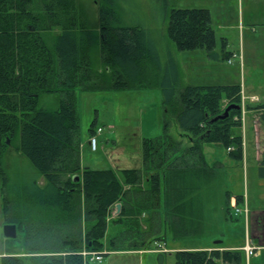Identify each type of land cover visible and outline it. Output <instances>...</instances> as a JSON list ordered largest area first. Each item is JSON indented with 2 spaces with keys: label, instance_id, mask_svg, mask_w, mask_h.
Wrapping results in <instances>:
<instances>
[{
  "label": "trees",
  "instance_id": "trees-1",
  "mask_svg": "<svg viewBox=\"0 0 264 264\" xmlns=\"http://www.w3.org/2000/svg\"><path fill=\"white\" fill-rule=\"evenodd\" d=\"M39 2L41 7L36 8L34 0H0V175L7 190L3 158L8 147L15 145L45 179L43 187L23 198L13 201L9 193L6 196L8 222L17 223L18 233L24 232L25 239L19 243L18 235L5 237V250L14 253L26 248L31 255H7L2 264H28L27 260L29 264H86L89 259L82 251L103 248L117 202L122 209L115 222L125 217L140 226L139 213L151 209L156 213L163 206L176 213L178 230L182 226L177 237L198 234L202 217L196 210L194 192L205 176L203 143L233 147L228 153L237 160L244 158L243 136L236 132L242 126L241 85L180 87V66L166 40L146 27L114 23L120 0H101L98 28L85 23L75 0ZM164 17L169 18L167 35L178 50L202 48L214 60L233 55L225 48L222 53L216 50L209 8L166 6ZM56 27L60 31L49 38ZM155 87L163 92V133L143 139V167H82L77 91ZM44 93H56L58 107H39ZM226 99L229 103L224 107ZM230 104L239 107L215 119ZM171 115L184 131L192 133L193 143L184 150L182 141L170 134ZM95 127L93 122L91 133ZM18 133L20 142L16 144ZM260 169L264 173V157ZM144 172H151L146 188L141 185ZM227 196L229 202L232 195ZM22 202L49 216L40 219L46 230L43 237L38 229L37 233L28 230V214L18 215L17 209L10 213L11 207ZM236 203L244 204V196L237 195ZM123 236L124 232L111 238L113 249L122 247ZM154 239L166 240L158 235L147 245L151 247ZM213 246L175 250V264H244L243 250Z\"/></svg>",
  "mask_w": 264,
  "mask_h": 264
},
{
  "label": "rangeland",
  "instance_id": "rangeland-1",
  "mask_svg": "<svg viewBox=\"0 0 264 264\" xmlns=\"http://www.w3.org/2000/svg\"><path fill=\"white\" fill-rule=\"evenodd\" d=\"M75 2L85 23L98 28L101 0ZM34 4L36 8L41 7L39 0H34ZM166 6L209 8L217 37L216 50L220 53L224 48L233 51L231 59L214 60L208 57L207 51L202 48L178 50L167 35L169 18L164 17ZM116 15L115 24L146 27L166 40L174 50L180 66V87L188 84H240L242 126H238L236 132L242 134L244 141L243 160H237L228 153L233 147L226 148L213 142L203 143V153L206 156V162L203 164V168H206L205 176L202 174L201 177H196L195 181L198 182L204 176L201 188L194 192L196 210L202 217V222L198 225L201 227L198 234L177 237L182 226L178 230L179 220L176 213L161 206L156 213L153 209L139 213L140 226L132 225L126 221L128 218L123 217L122 222L126 221L128 225L123 231V238L127 236L130 239L129 244H138L139 248L148 246L147 248L151 250L155 246L147 245L153 239L149 237L156 236L151 235L144 225L156 222L158 224L156 229H161L162 235H168L167 241L170 246L182 245L185 248L200 249L195 246L213 244L219 240L222 241L213 245H221V242L242 243L247 231L244 226L246 222H250L248 231L254 243L264 246V173L260 169L264 157V154L260 155L264 150V0H120L116 7ZM59 31V28H54L48 37L52 38ZM245 95L248 98L245 99ZM253 95L257 100L249 98ZM57 98L56 93H44L40 97L39 107L56 108L59 104ZM227 103L229 101L226 99L223 106L226 107ZM77 108L80 115L81 159L82 163H91V167L108 168L111 167V163L120 164V167L139 166L142 163L143 139L160 136L163 133V92L159 87L95 92L78 90ZM169 118L170 134L182 141V149L192 145L193 140L190 137L192 133L184 131L174 116L171 115ZM93 122L97 127L103 128L98 135V148L95 151L89 144L83 147ZM256 125L259 127L260 147L256 140ZM19 142L18 133L15 143ZM206 164L208 166H205ZM3 166L9 178V187L7 190L4 189L0 175V252L6 256L14 254L27 258L31 254L26 248L20 250L17 248L18 252L14 253L5 250L3 230L9 221L5 199L8 193L13 201L27 196L34 192L36 187H43L45 179L15 145L8 147L3 158ZM150 175L151 172H144L142 188L149 186ZM228 194L232 195L229 202ZM237 195L244 196V204L237 205L235 200L232 201V197ZM237 207L242 210H237ZM16 209L19 211L18 215L28 214V230L34 233L38 229L39 235L43 237L46 230L41 226L43 223L40 219H47L49 216L38 209L30 210V206L24 202L11 207L10 213ZM116 216L113 208L103 240L104 245L100 250L104 253L103 260L100 263L90 260L86 264H146L148 260L155 259L156 254L153 252L124 253L113 249L111 238L116 233L118 222L114 221ZM246 217H249V221ZM185 225L187 230L188 222H185ZM86 226L88 228L89 223H86ZM52 227L54 228L52 231H56V228ZM173 230H177L176 233ZM22 233L20 235L18 233L19 243L25 239L24 232ZM143 242L145 243L142 246ZM163 253L165 255L167 252ZM26 262L29 264L28 260ZM164 264H175V253H167ZM244 264H264V248L259 249L249 259L244 258Z\"/></svg>",
  "mask_w": 264,
  "mask_h": 264
},
{
  "label": "crops",
  "instance_id": "crops-1",
  "mask_svg": "<svg viewBox=\"0 0 264 264\" xmlns=\"http://www.w3.org/2000/svg\"><path fill=\"white\" fill-rule=\"evenodd\" d=\"M58 96V95H57ZM253 96H255V95H253ZM57 99H59V96H58V98ZM256 127H257V129H256V131H257V135H256V140H257V144H258V146L260 147V145H259V127L256 125ZM90 134H91V131L89 130V134L87 135V141L85 142V145H84V143H83V147H85L86 145H88L89 144V136H90ZM262 154H264V150L263 151H261L260 152V155H262ZM100 163H102V162H100ZM81 164H82V167H89V166H92V164L91 163H82V159H81ZM112 165H111V168H114V169H119V170H121L122 168H131V167H120L121 165L119 164V165H117V163H111ZM137 168H141V167H143V159H142V163H141V165H139V166H136ZM96 168H99L98 166L96 167ZM109 168V167H108ZM233 200H235V202H236V197L235 196H233L232 197V201ZM122 204V203H121ZM118 215V214H117ZM247 218V217H246ZM127 222H129L128 220H126ZM126 221H123V222H117L116 224V233L113 235V236H115V235H118V234H120V233H122L126 228H127V222ZM247 221H249V217L247 218ZM130 223V222H129ZM146 228H148L149 229V233L151 234V235H153V236H158V235H162L161 233H160V231H161V229H156V227L158 226V224L155 222H148L147 224H145L144 225ZM145 228V229H146ZM244 228L246 229L247 228V231H246V235H245V239H244V241L242 242V243H236V244H225V243H223V242H221L222 244H221V246L219 247V249H235V250H237V249H239V250H243L244 251V249H243V246H244V244L246 243V240L249 238V239H251L253 242H255L254 240H253V238L251 237V234H250V231H248V229L250 228V222H246V225L244 226ZM172 231V230H171ZM112 236V237H113ZM167 236L168 235H165V238H166V240H160V241H164V242H166V245H167V247L170 249V251L169 252H167V253H172V252H174L175 250H177V249H182V248H185L184 246H182V245H180V246H178V247H175L174 245L173 246H170L169 244H168V241H167ZM148 237H149V234H148ZM150 239L151 238H154V237H149ZM128 241H130V239L129 238H127V236H126V239H124V242L122 243V247L121 248H119V249H114V250H120V251H124V253H133V252H140V253H142V252H153V253H155L156 254V258L155 259H153V260H148L147 262H146V264H159L158 263V261H157V255H158V252H156V251H153V250H149V248H147L148 246H146V247H144V248H139V246H134V245H129V242ZM151 241V240H150ZM156 241H159L158 239H154L153 240V243H152V246H153V244L156 242ZM214 243H219V242H216V241H214ZM213 243V244H214ZM213 244H211V243H206V244H200V245H197V246H195V247H197V248H205V249H211V248H213V246H211V245H213ZM111 245H112V243H111ZM193 246V245H192ZM113 247V246H112ZM187 247V246H186ZM114 248V247H113ZM193 248V247H192ZM262 248H264V246H262ZM262 248H260V249H262ZM259 250V249H258ZM257 250V251H258ZM4 252V251H3ZM1 253V252H0ZM166 253V254H167ZM244 253H245V251H244ZM166 254L164 255V262H165V260H166ZM246 256V255H245ZM103 260V259H102ZM92 261V260H91ZM92 262H96V261H92ZM96 263H98V262H96ZM100 263V262H99Z\"/></svg>",
  "mask_w": 264,
  "mask_h": 264
},
{
  "label": "built area",
  "instance_id": "built-area-1",
  "mask_svg": "<svg viewBox=\"0 0 264 264\" xmlns=\"http://www.w3.org/2000/svg\"><path fill=\"white\" fill-rule=\"evenodd\" d=\"M240 56V54H239ZM241 57V56H240ZM231 61V60H230ZM248 98V96L245 95V99ZM252 100H257L256 96L249 97ZM103 130L102 127H95L94 132L89 136V144L91 146L92 150H97L98 148V135L99 133ZM237 210H241L240 208H237ZM262 248L261 245H256L251 239H247L246 243L243 246V249L246 254V258L248 259L252 255H254L258 249ZM151 250L156 251V252H168L169 248L166 245V242L164 241H156L155 242V248H152ZM82 254L87 258H89V261H96V262H101L103 259V252L101 251H93V250H88L84 249L82 251ZM6 256L4 253H0V264H2V258Z\"/></svg>",
  "mask_w": 264,
  "mask_h": 264
},
{
  "label": "water",
  "instance_id": "water-1",
  "mask_svg": "<svg viewBox=\"0 0 264 264\" xmlns=\"http://www.w3.org/2000/svg\"><path fill=\"white\" fill-rule=\"evenodd\" d=\"M233 107H239V105L237 104H230L222 114H219L215 119L217 118H223L225 116H227L229 114V111L231 108ZM8 142H10V140H8ZM76 180L79 179V175H75L74 177ZM115 208H116V213L119 214L121 209H122V204L121 202H117L115 204ZM4 236L6 238H16L18 235V226L17 223L15 222H8L4 225ZM222 240L216 241V242H220ZM157 261L159 264H163L164 263V253L163 252H159L157 255Z\"/></svg>",
  "mask_w": 264,
  "mask_h": 264
},
{
  "label": "bare ground",
  "instance_id": "bare-ground-1",
  "mask_svg": "<svg viewBox=\"0 0 264 264\" xmlns=\"http://www.w3.org/2000/svg\"><path fill=\"white\" fill-rule=\"evenodd\" d=\"M249 258H250V257H249ZM249 258H248V259H249ZM88 259H89V258H88Z\"/></svg>",
  "mask_w": 264,
  "mask_h": 264
}]
</instances>
